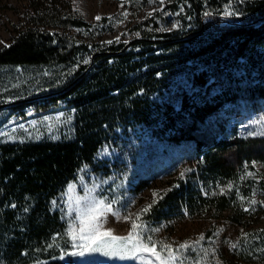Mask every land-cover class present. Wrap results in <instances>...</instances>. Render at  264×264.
<instances>
[{"label":"trees","instance_id":"1","mask_svg":"<svg viewBox=\"0 0 264 264\" xmlns=\"http://www.w3.org/2000/svg\"><path fill=\"white\" fill-rule=\"evenodd\" d=\"M227 2L173 0L178 28L160 31L143 21L128 43L99 42L103 27L46 6L0 48L1 87L17 84L12 91L23 94L32 88L33 96L18 102L36 109L63 102L73 120L71 138L0 142V264L42 259L55 247L53 235H64L66 227L52 200L80 167L94 163L121 125L190 142L197 159L193 178L177 180L151 200L147 221L227 211L241 223L250 215L254 191L264 189V135H241L235 117L240 99H264V0L224 17L219 12ZM12 68L20 72L10 81ZM181 74L189 85L179 106L158 100Z\"/></svg>","mask_w":264,"mask_h":264},{"label":"rangeland","instance_id":"2","mask_svg":"<svg viewBox=\"0 0 264 264\" xmlns=\"http://www.w3.org/2000/svg\"><path fill=\"white\" fill-rule=\"evenodd\" d=\"M172 1L164 0L161 4L159 0H0V48L8 45L18 30L29 23L36 9L46 6L60 9L61 13L69 10L85 21L103 27L97 38L99 42L128 43L133 37L139 36L140 29L137 26L143 21H146L147 26L160 31L178 28V11H171ZM248 1L228 0L219 13L227 17L224 10L228 8L236 15L239 13L236 12L237 8ZM49 29L70 34L78 31L69 27ZM7 71L12 81L20 69ZM175 82L169 90L156 95V98L168 100L178 107L180 92L189 85V77L186 74L177 75ZM15 86H0V142L72 137V111L65 103L49 104L48 107L36 109L31 103L18 102L23 96L29 99L34 90L26 89L23 94L12 91ZM217 89V85L211 88L212 91ZM236 106L238 114L235 122L239 133L245 136L264 135V99H240ZM115 130L99 148L94 163L80 167L64 191L52 200V207L62 213L66 227L64 235H53L51 242L55 247H47L52 249L44 252L46 257L25 264H148L149 260L151 264H159L147 253L143 254V261L106 258L99 254H86L83 257L68 254L73 249L66 233L76 215L77 202L79 207H84L99 199L111 203L113 212L119 214L106 215V229H111L114 235L126 236L131 224L125 217L135 219L137 214H141L138 223L145 225L144 236L155 242L157 251H161L162 245H169L174 250L186 242L191 245L179 253L184 264H264L262 187L258 186L254 191L252 211L241 223L229 219L227 211L216 217L209 212L196 215L184 212L182 217L160 222L147 221L142 209L154 199L153 193L176 184L179 179L193 178L197 159L192 153L190 142L161 139L146 126L121 125ZM259 176L264 179V165L259 168ZM140 180H144L145 184L137 189L135 185ZM201 236L203 240L199 239Z\"/></svg>","mask_w":264,"mask_h":264},{"label":"snow or ice","instance_id":"3","mask_svg":"<svg viewBox=\"0 0 264 264\" xmlns=\"http://www.w3.org/2000/svg\"><path fill=\"white\" fill-rule=\"evenodd\" d=\"M159 2L163 4L164 0H159ZM233 14L228 8H225V16ZM205 15H209V13L206 12ZM97 19L99 20L100 17H97ZM158 196H160L159 193H153L154 198ZM155 202L154 199L153 203ZM77 204L76 215L72 222L69 223L66 233L73 249V251L68 253L69 255L83 257L86 254H99L106 258H118L120 260L139 259L143 261V254L147 253L149 257L154 258L159 264H184L180 259L179 253L181 250L190 248L191 245L186 242L179 245V248L175 250L169 245H162L161 251H157L155 242L150 237L145 238L144 236L145 225L138 223L141 219V214H137L135 219L130 216L125 217L131 224L130 230L126 236H117L113 234L111 229H106L104 223V218L107 214L119 215L113 212L111 203H106L104 199H99L86 204L84 207H79V201ZM150 209L151 205L142 209V213L146 214ZM199 239L203 240L204 237L201 236ZM162 253L167 255H162ZM148 264H151V260L148 261Z\"/></svg>","mask_w":264,"mask_h":264}]
</instances>
